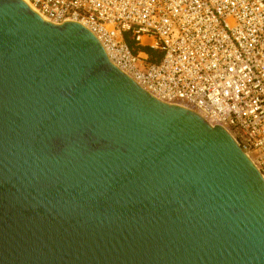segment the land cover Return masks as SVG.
<instances>
[{
  "label": "water",
  "instance_id": "obj_1",
  "mask_svg": "<svg viewBox=\"0 0 264 264\" xmlns=\"http://www.w3.org/2000/svg\"><path fill=\"white\" fill-rule=\"evenodd\" d=\"M0 264H264V179L85 26L0 0Z\"/></svg>",
  "mask_w": 264,
  "mask_h": 264
},
{
  "label": "built area",
  "instance_id": "obj_2",
  "mask_svg": "<svg viewBox=\"0 0 264 264\" xmlns=\"http://www.w3.org/2000/svg\"><path fill=\"white\" fill-rule=\"evenodd\" d=\"M28 1L48 22L86 26L154 97L229 131L264 177V0Z\"/></svg>",
  "mask_w": 264,
  "mask_h": 264
},
{
  "label": "trees",
  "instance_id": "obj_3",
  "mask_svg": "<svg viewBox=\"0 0 264 264\" xmlns=\"http://www.w3.org/2000/svg\"><path fill=\"white\" fill-rule=\"evenodd\" d=\"M128 42H129V44L131 46H133V42H131V41H128ZM137 50L145 51V52H147L149 54V57H150L151 60H153V61L157 60V56H158V52L159 51H156V50L151 49L149 47H140V48H137Z\"/></svg>",
  "mask_w": 264,
  "mask_h": 264
},
{
  "label": "bare ground",
  "instance_id": "obj_4",
  "mask_svg": "<svg viewBox=\"0 0 264 264\" xmlns=\"http://www.w3.org/2000/svg\"><path fill=\"white\" fill-rule=\"evenodd\" d=\"M27 5H29V7L32 9V10H34L35 12H36V10L34 9V7L32 6V4L28 1V0H23ZM44 19V18H43ZM54 24V23H53ZM57 25V24H56ZM83 25V24H82ZM84 26V25H83ZM86 27V26H85ZM233 139H234V137H233V135L229 132V131H227L226 129H224ZM235 140V139H234ZM236 141V140H235ZM237 143V142H236ZM238 144V143H237ZM239 145V144H238ZM242 149V148H241ZM246 155H247V157L251 160V162L256 166V164H255V162H253V160H252V158H251V156L249 155V154H247V153H245ZM257 167V166H256ZM258 169V168H257ZM263 176V175H262ZM263 179H264V177H263Z\"/></svg>",
  "mask_w": 264,
  "mask_h": 264
},
{
  "label": "rangeland",
  "instance_id": "obj_5",
  "mask_svg": "<svg viewBox=\"0 0 264 264\" xmlns=\"http://www.w3.org/2000/svg\"><path fill=\"white\" fill-rule=\"evenodd\" d=\"M130 38H131V37H130V34L127 33V39H128V41H131ZM131 42H132V41H131ZM132 47H134V44H133ZM162 57H163V53L159 51V52H158V56H157V61L160 60ZM154 61H156V60H154Z\"/></svg>",
  "mask_w": 264,
  "mask_h": 264
}]
</instances>
